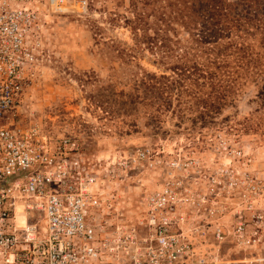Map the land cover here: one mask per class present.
Listing matches in <instances>:
<instances>
[{
  "label": "rangeland",
  "instance_id": "1",
  "mask_svg": "<svg viewBox=\"0 0 264 264\" xmlns=\"http://www.w3.org/2000/svg\"><path fill=\"white\" fill-rule=\"evenodd\" d=\"M204 10L201 0L42 8L43 58L19 119L74 140L100 179L129 203L125 208L170 174L194 195L213 199L222 240L212 236L206 202L186 229L203 226L205 234L191 239L208 259L238 262L256 255L237 243L234 226L245 222L250 205L264 208V189L257 196L252 189L264 186V72L257 65L264 24L215 28ZM211 30L219 40L202 49L197 37ZM229 179L236 185L224 189Z\"/></svg>",
  "mask_w": 264,
  "mask_h": 264
},
{
  "label": "built area",
  "instance_id": "2",
  "mask_svg": "<svg viewBox=\"0 0 264 264\" xmlns=\"http://www.w3.org/2000/svg\"><path fill=\"white\" fill-rule=\"evenodd\" d=\"M86 6L87 0H0V264H264V208L250 205L233 229L237 243L256 256L215 262L191 239L205 234L203 226L186 229L206 202L216 224L212 236L222 240L213 199L194 195L170 174L125 208L129 203L100 179L74 140L19 119L43 58L42 8ZM235 185L229 179L223 187ZM252 189L257 196L264 186ZM19 206L22 226L15 221Z\"/></svg>",
  "mask_w": 264,
  "mask_h": 264
},
{
  "label": "trees",
  "instance_id": "3",
  "mask_svg": "<svg viewBox=\"0 0 264 264\" xmlns=\"http://www.w3.org/2000/svg\"><path fill=\"white\" fill-rule=\"evenodd\" d=\"M242 1H245V6L243 7L241 6L242 8L238 9L236 5H238V2L241 3ZM263 1L264 0H253V3H249L246 2V0H236L233 3H230L228 0H201L203 7L205 9L204 11H206L205 13L207 14V18H208L207 21L210 20V22H212L214 27L216 26L217 28L222 23L236 25L243 21L245 22L246 20H258V21H262L264 24V9L263 10L259 9V6L263 4ZM216 35L217 38L214 39L211 44L212 40H207V39H210L212 37L214 38ZM219 35H220L219 32H213V30H211L208 32V34H204L203 32H200L197 38L198 41L201 42V44L203 45L201 47L203 49L206 48L207 45L211 46L215 44L217 42ZM262 48L264 50V38H263ZM261 55L262 56L258 60L259 64L257 65L258 67L260 66L259 71L263 73L264 54L261 53ZM260 61H262V64L260 63ZM262 91H264V83L262 85Z\"/></svg>",
  "mask_w": 264,
  "mask_h": 264
},
{
  "label": "bare ground",
  "instance_id": "4",
  "mask_svg": "<svg viewBox=\"0 0 264 264\" xmlns=\"http://www.w3.org/2000/svg\"><path fill=\"white\" fill-rule=\"evenodd\" d=\"M15 221H16V224L18 226H22L25 223V217H24L21 206L16 208V219H15Z\"/></svg>",
  "mask_w": 264,
  "mask_h": 264
}]
</instances>
